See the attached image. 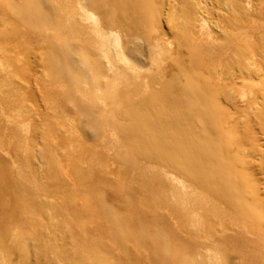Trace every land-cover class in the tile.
Wrapping results in <instances>:
<instances>
[{"label": "bare ground", "instance_id": "6f19581e", "mask_svg": "<svg viewBox=\"0 0 264 264\" xmlns=\"http://www.w3.org/2000/svg\"><path fill=\"white\" fill-rule=\"evenodd\" d=\"M257 66L264 0H0V264H264Z\"/></svg>", "mask_w": 264, "mask_h": 264}, {"label": "rangeland", "instance_id": "374dc122", "mask_svg": "<svg viewBox=\"0 0 264 264\" xmlns=\"http://www.w3.org/2000/svg\"><path fill=\"white\" fill-rule=\"evenodd\" d=\"M13 57H14V55H12V58ZM32 57H33L32 54H29L28 55V58H29V61L30 62L33 60ZM250 58H251V55H250ZM258 58L261 59L260 56H258ZM36 63H37V61H36ZM257 68H258L257 73H254L253 72L251 74L252 75V78H255L256 79L257 76H258V74L260 72H262V73L264 72V68L262 66H261V70L259 69L258 66H257ZM38 71L39 72L42 71L41 65H40V68H38ZM29 75H31V74L30 73H26V76H29ZM261 84L264 85V80L262 81ZM257 90H258V88H257ZM257 90H256L255 87L253 88V91L254 92L257 91ZM239 103H236L237 108L231 109V114L233 113V116L235 115L234 118H237V119L242 116V113H243L242 112L243 111L242 105H245L244 103H241V102H239ZM37 104L38 105L40 104L39 106L42 105L41 102L40 103H37ZM251 120L254 121V122L251 121L252 122L251 125L254 128V131H255L254 138H255V140L257 142H256V146H255L256 148H253L252 147L254 144H245V145H243V146H245L244 148L246 150L248 149L247 153L250 152L248 154L246 153L247 155H245V159H244L245 161H244V163H245L246 172L250 176V178H251V180H252V182H253V184L255 186V196H256V199H258L257 201H259L261 207L264 210V169L262 167V158L264 157V135H262L261 132L259 131V129L257 128V123L254 120V118H252ZM34 147H35V145H32V148H34ZM251 148H252V150H251ZM16 156H17V153L14 150V148L9 147L8 149H6L4 151V153H3L2 148H0V157L1 158H5L6 157L8 161H14L16 159ZM25 231L27 232L26 229H24L23 232L26 233ZM31 245H34L33 241L31 243ZM16 259H17V256H12V260L15 261Z\"/></svg>", "mask_w": 264, "mask_h": 264}]
</instances>
